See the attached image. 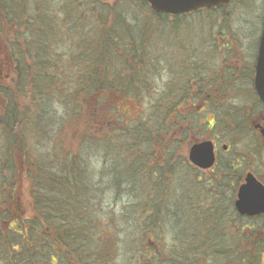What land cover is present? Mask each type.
Returning a JSON list of instances; mask_svg holds the SVG:
<instances>
[{
  "label": "rangeland",
  "instance_id": "374dc122",
  "mask_svg": "<svg viewBox=\"0 0 264 264\" xmlns=\"http://www.w3.org/2000/svg\"><path fill=\"white\" fill-rule=\"evenodd\" d=\"M37 3L44 4L43 12L37 9ZM148 9L144 7L141 0H17L16 19L19 25L25 21L26 26L15 28L11 35H14V42L18 44L21 51L27 47L25 42H30L31 45L35 36H38V33L35 34L30 30V24L33 25L32 18L35 16L33 10L37 11L38 15L43 13L47 22L45 27L49 28L51 19L53 22V28L47 30L48 43L45 40L49 55L47 58L50 62L46 60L45 67L51 77L45 80L47 82L52 80L57 90L50 105L54 124L47 130V135L38 139L34 138L33 132L30 134L28 132L27 153L40 155L47 153L48 159L63 153L62 159L66 162L72 161V156L79 155L81 167L86 169L89 180H93L94 191L88 195L91 199V212L94 210L92 217L97 218L99 223L111 230V234L107 236L96 233L93 235V248L96 249L101 244L99 241L101 238L104 239L105 244L109 245V249L103 252V255L109 256L104 264H144L143 258L140 260V255L134 251L136 247L140 248L142 245L143 249L153 248L158 255L164 251L165 255L159 257L157 264L166 263V257L174 261L177 258L181 259L182 256L186 258L188 264H227L228 258L215 255V245L204 246L213 234L208 233L207 236L200 232L207 226L209 229L210 224L215 225L216 232H213L217 236V241L219 240L216 246L221 245L220 248H226L228 245L223 252L230 254L231 252H228L230 246L236 243L233 240L234 225L227 224L223 215L217 210L210 211L209 206L223 201V197L219 199V192L214 187H207L201 175L193 170L194 168L187 161V152L194 140H208L211 133L223 132L228 136L224 138L223 143L230 146L236 157L246 160L245 167L255 163L261 171L260 175L264 178V143L255 137L247 136V133L235 134L241 138H234L231 131L223 128L222 125L219 129L217 125L210 132L208 124H203V120L212 122V118H207V114L204 113L197 114L201 99H204L202 96L199 97L200 100L196 106L188 112L183 111L184 107L181 105L175 106V101L180 99L179 91L181 88L185 91V86L191 88L187 92L189 96H195L205 90L222 91L226 95L229 88H236L235 91L249 89V85L244 80L236 81L238 76L235 77L234 74L238 75L242 69H248L251 64H254L251 53L261 34L264 0H234L226 7L192 13L187 17H179L177 20L168 16L164 18L153 16ZM118 11L120 14L117 13ZM109 28H117L118 31L113 35L115 45L111 42L116 47L114 53L123 54L122 47L130 39L136 46H140L137 43L140 39V44L145 40L148 45L145 49V62L141 64L140 69L135 66L132 71H124L123 66L118 64L112 68L114 71L112 82H115L114 78L125 75L123 83H126L130 79V74H135L138 78H133L136 82L132 83L136 90H133V94L121 91V96L126 98L125 101L122 98L116 100L108 96L105 107L101 106L100 100L96 101L91 97L83 105H79L78 96H69L70 90L76 91V77L84 73V64L81 63L84 57L79 42L82 38H86L88 41L94 39L98 43V39ZM3 42L4 39L0 35V45H3ZM14 42L11 44L14 45ZM176 45H180L181 53L174 52ZM230 45H233L231 49ZM4 47V50H0V86H3L6 91H15L16 85H24L29 77L21 75L22 78H19L18 72L20 68L23 69V65L18 67L13 65L6 44ZM226 47L234 52L228 51ZM185 48L194 51V55L187 57ZM241 50L243 52L240 53ZM36 58L39 57H34V60L28 59L27 65L32 66L34 63L32 61L39 63L40 60L37 61ZM187 61L195 64V70L198 68L193 72L197 75L195 79L190 77L185 79L182 76L185 72L181 66H186ZM125 78H128L126 82ZM112 84L116 86V83ZM124 87L122 86L123 90H125ZM26 91L17 92V97L22 104L30 103L31 94ZM171 91H175L174 95ZM243 91L239 99L227 102L225 109L231 115L222 113L219 122L226 123L225 120L232 119L235 114L248 115L250 111L248 105L251 101L253 102V97L250 93ZM192 98L187 96V99ZM194 98L197 99V97ZM3 102L0 100V114L3 110ZM82 106H84L83 109ZM243 110L245 113L242 115L240 112ZM180 113L182 115H179ZM260 113L261 110L258 111V114ZM145 118L147 123L144 127H156V130L152 129V137L154 136L152 141L139 138L136 132ZM111 120L112 127L107 130L111 136L108 139L112 145L114 140L118 141L119 145L115 146V151H110L109 154L107 153L108 156L103 158L102 146L107 142L103 139L101 141L100 136L105 133L100 129ZM113 127L116 130H113ZM123 129L126 133L119 134L123 132ZM85 132H89V137L96 144V148L100 147V154H102L100 158L98 153L86 149L87 141H79ZM1 135L0 131V156L3 142ZM169 141L176 146L172 149L170 147V154L174 155L172 160L165 162V151L170 146ZM98 142L100 146H97ZM76 151H78L77 154ZM21 160L19 158V161ZM112 165H117L118 169ZM124 169L132 171L136 169L135 172L139 174V176L135 174L139 177L137 180L141 182L143 180L148 184L145 186L147 195L151 192L153 194V191L157 192L158 186L163 189L160 193L163 201L150 203H156L158 207H162V213H164L159 231L150 230L148 233L154 238V245H150L148 240L143 243L135 240L146 227L141 220L134 224L131 215L136 211L142 212L147 205V197L138 193L140 185L137 183L127 185L126 179L123 178L128 174ZM16 172L18 174V170ZM24 175V173L18 174L17 179V181H23L22 186L16 185L15 181H12V185L0 184V213L7 210L9 206H16V208L24 206L25 218H32L34 211L27 195L26 179H22ZM116 175L121 176L123 183L119 192L115 191L112 185ZM150 186L155 189L150 190ZM4 190H19L16 205H10L9 202L1 200V197L7 199L10 196H5ZM13 195L17 196L14 192ZM150 198L155 199L154 195ZM224 199L229 200L228 196ZM2 204L6 206L3 208ZM134 204L137 206L135 207ZM53 213L58 220L62 221V213ZM81 219L82 217L76 216V221L81 222ZM186 220L188 222L185 223ZM13 223L0 220V233L8 229L16 230V225ZM187 223L189 224L186 226ZM27 227L31 229L29 222ZM184 230H187L186 236L191 237L193 232H196L195 234L199 237L190 238L193 239V243L183 244L179 241L178 235H181L182 231L185 232ZM188 232H190L189 235H187ZM213 237L211 239H214ZM11 238L14 241L16 237L11 236ZM18 239H20L19 236L15 244ZM21 243L23 241L19 244ZM7 245L6 243L0 245V264H25L23 259L26 256L31 255L33 258L32 252L22 249L21 245L18 250L22 254L26 251L25 258L18 257ZM65 252L63 251L59 257L47 260L43 250L37 248L32 264H78L74 256L63 255ZM240 259L234 258V261L239 264ZM150 261L153 262L152 259ZM248 263L263 264L257 253L248 256Z\"/></svg>",
  "mask_w": 264,
  "mask_h": 264
},
{
  "label": "trees",
  "instance_id": "16d2710c",
  "mask_svg": "<svg viewBox=\"0 0 264 264\" xmlns=\"http://www.w3.org/2000/svg\"><path fill=\"white\" fill-rule=\"evenodd\" d=\"M141 2L144 7H146L144 1L141 0ZM36 7L43 12L44 4L41 3L40 5L37 3ZM33 13L35 16L32 18V21L35 28H30V30L35 34L38 33V36H35L36 38L32 41L31 45L30 42H25L27 47L23 51H21L18 44L14 42V35H11V32H14L15 28H0V35H2L4 39L3 45H0V50H4V44H6L11 58L13 59V65H16V67L23 65V69L20 68L18 72V75H20L19 78H22L21 75L29 77L24 85L17 84L15 91H6L3 86H0V100L4 101L3 110L0 114V131L2 132L1 137H3V142L1 144L2 155L0 156V184L10 183L12 185V181H15L16 185L18 184L22 186L23 181H17V179L18 174L24 173L25 175L22 179H26L28 185L27 195L31 200L30 205L34 211L32 218H25L24 206H17V208L16 206H9L7 210L0 213V220L9 221L11 224L14 222L13 224L16 225V230L8 229L6 232L0 233V243L8 244L9 246H7L13 250H18L21 245L22 249L30 250L32 252L33 258L31 255H28L32 259H35L37 248H40L43 250L47 260L53 257H59L63 251H66L63 255L74 256L78 264H104L109 256L103 255V252H106L109 249V245L108 243L105 244V241H103L104 239L101 238L102 240H99L101 244L97 247L98 249L93 248V235L96 233L100 235L106 234L105 236H107L111 234V230L107 226L105 227L102 223H99L97 218L92 217L94 210L91 212V199L88 195L90 192L94 191L93 180H89L86 169L81 167L79 155L72 156V161L66 162L62 159L64 156L63 153L55 155L50 159L47 158V153H42L41 155L27 153L29 144H27L26 141L28 135L33 132L35 139L44 137L47 135V130L54 124V115L50 110V105L55 97L54 95H56L55 92L57 91L52 80L48 82L45 80L47 77H51L50 74L48 75V69L45 65L46 60L48 61L47 57H49L47 51L49 33L47 30L53 28V22L51 19L49 28H43L47 24L45 16L43 13L42 15H38L37 11L34 10ZM1 16H4V14L1 13ZM5 17L7 19H15L16 13L15 11H10L8 16ZM117 33V28H109L98 39V43L94 39L92 41H88L86 38L80 40L79 44L84 57V60L81 62L84 64V73L76 77V91L70 90L71 94L69 95L78 96L80 102L78 100L77 102L79 105H83L87 99L94 98L96 101L100 100L102 104L101 106L105 107L107 105L106 98L108 96L114 97L116 100L122 98V100L125 101L126 98L125 96H121L122 93L126 92L127 94H133V90H136L132 83L136 82V80L133 79L137 77L135 74H130V79L125 78V82L128 79L126 83H123L125 75L114 78L115 82H112L114 75L112 68L118 64L123 66L124 71H132L135 66L137 69H140L141 64L145 62V49L148 45L145 40L140 44V39L137 42L140 46H136L132 44V40L130 39L122 47L123 54L119 55L117 52L114 53L116 50V47L114 46L116 41H113V35ZM45 40H47V43ZM133 41L136 42V40ZM12 42L15 44H11ZM111 42H113L114 45L111 44ZM32 52L34 55L33 57ZM34 57H39L40 59H36L37 61L40 60V62L37 63L32 61L34 62L32 63V66L27 65L26 62L28 59L34 60ZM48 63L50 62L48 61ZM34 65H36V67ZM181 69H184V72L187 71L185 65L181 66ZM112 83H116V86ZM122 86H125V90L122 89ZM24 90H27L31 94V99H29L30 103L22 104L17 97V92L23 93ZM121 91L123 92L120 93ZM83 108L84 106H82V109ZM146 120L147 118H145L143 123L140 124L141 126L137 128L136 132L138 133L139 138L152 141L154 138V136L152 137V129L154 127H144L147 123L145 122ZM112 122V120L110 122L107 121L106 125L100 129L105 133V135L103 134L100 136L101 141L103 139L106 140L104 142H107V144L102 146V148H104L103 158L108 156L110 151H115V146L119 145L118 141L114 140L112 145L109 140L111 134H108L107 130L112 127ZM113 130H116V128L113 127ZM154 130H156V127ZM88 133L89 132H85L79 141H87V144L83 143L86 144V149L98 153L100 158L102 155L100 154V147L99 149L96 148V144L91 140ZM124 133H126L125 129L119 134L123 135ZM168 144L170 146L165 151V162L172 160V156L174 155L170 154V151L176 145L171 144L170 141ZM93 145L94 147L92 148ZM97 146H100L99 142L97 143ZM77 152L78 151H76V154ZM117 156L120 157L118 153ZM19 158L22 160L19 161ZM112 166L118 169L117 165ZM16 170H18V174ZM124 170L128 174V176L125 175L123 178L124 180L126 179V182L128 183L127 185L137 183L140 185V191L138 193L147 197V205L144 206L142 212L136 211L131 215L134 224L141 220L146 227L142 230L144 235L150 233V230H158L164 213H162V207H158L156 203H150L152 201H163V198L160 195L163 189L158 186L157 192L154 193L153 189H155V187L150 186V190L153 191V194L151 192V194L147 195L145 186L148 184L144 183L143 180L142 182L137 180L139 174L138 172H135L136 169L135 171L129 169ZM132 173H134V175H132ZM135 174L138 176H135ZM142 176L144 177L145 174ZM122 184L121 176L116 175L114 181H112L114 190L119 192V188L122 187ZM12 191L17 196L14 197ZM12 191L4 190V195L10 196L7 199L1 197V200L6 203L9 202L10 205H16L19 198V190ZM11 192L12 194H9ZM1 194L3 193L1 192ZM151 195H154L155 199H151ZM5 206L6 205H3V208ZM134 206L136 207L137 205L134 204ZM53 212L62 213V221L58 220V217L55 216ZM78 213H81L82 215H79ZM76 216L82 217L81 222L76 221ZM187 218L189 220L188 216ZM188 220H186L185 223L188 222ZM28 222L31 225V229L27 227ZM185 223L183 224L184 227ZM188 224L189 223H187L186 226ZM214 226L215 225L210 224L209 229L207 226L205 230L200 232V234H207L208 236L209 233L214 236L216 232ZM184 231L185 232H181V235H178L179 241L183 244L193 243V239L190 238L199 237L195 234L196 232H193V236L191 237L186 236L185 233L187 230ZM189 233L190 232H188L187 235H189ZM11 236L16 237L15 240L17 239V236H19V242L17 241L15 244V240L13 241ZM211 237L205 242L204 246L215 245V249H223V247L220 248L221 245L216 246L219 240L217 241L216 237L211 239ZM21 241H23V243L19 244ZM15 253L18 257L24 256L25 258L26 251L23 254L17 251ZM217 254L221 255V257L228 258L226 261L227 264H238L234 261L232 255L219 254V252L216 251L215 255ZM163 255H165L164 251L160 252L159 255L157 253L151 254L153 263L150 261L149 256L145 255V258L147 259L145 264H157L159 257ZM88 259L90 260L87 261ZM24 262H27L26 259ZM165 262L166 263L162 264H188L184 256H182L181 259L177 258L174 261L169 257H166ZM240 264H242V262Z\"/></svg>",
  "mask_w": 264,
  "mask_h": 264
},
{
  "label": "flooded vegetation",
  "instance_id": "af4514ba",
  "mask_svg": "<svg viewBox=\"0 0 264 264\" xmlns=\"http://www.w3.org/2000/svg\"><path fill=\"white\" fill-rule=\"evenodd\" d=\"M16 6L17 0H0V28H24V26H26L25 21L23 24L19 25L16 17L15 19H7L5 17L8 16L10 11H15ZM1 13H3L4 16H1ZM32 26L34 25L31 23L30 28H33ZM232 47L233 45H230V49ZM226 48L228 49L229 47ZM185 49L187 57L194 55V51L187 48ZM230 49H228V51L234 52ZM258 49L259 41L254 47L253 52H250L252 55L251 60H254V64H251V67L248 69H242L241 73L238 75L234 74L235 77L238 76L236 81L244 80L249 85V91H244L250 93L253 97V102L251 101L248 105L250 111H248L247 116H237V114H235V117L232 119L225 120L226 123L222 121L219 122V118L222 113L226 112L227 116L231 115H229L228 110L225 109L227 102L230 103L231 101H235L236 99L240 98L239 95H243V90L238 89L235 91L236 88H229L226 95L225 92L222 91L214 92L212 90H205L199 94H196L195 96H189L187 92L190 91L191 88L185 86V91L182 88L180 89L179 93L181 94V97H178L180 99L175 101V106L181 105L184 107L183 111L188 112L190 109L196 106L200 100L199 97L202 96L204 99H201L200 109H198L197 114L200 115L201 113H204L207 114V118H212V122L203 120V124H208V129L210 132L213 131L217 125L218 129L220 128V125H222L223 128L231 131V134L234 135V138H241L235 136V134L247 133V136L250 135L252 138L255 137L260 140L261 143H264V104L258 99L253 85ZM174 52H182L180 45L175 46ZM241 52L243 51L241 50L240 53ZM186 70L190 71V73H187L186 71L184 74H182L185 79L188 77L195 79L197 77V75L193 73L196 71L195 64L187 61ZM174 92L175 91H171L173 95ZM187 96L188 98H193L187 99ZM194 97H197V99ZM260 110L261 113L258 114V111ZM240 113L243 115L245 110L241 111ZM179 115L182 114L180 113ZM184 120L187 119L184 118ZM224 135L225 134L223 132L217 131V133H211V135L208 137V140H194L191 146L200 142L211 143L214 154V163L212 167L208 169H200L193 165L191 166L194 168L193 170L197 174L201 175L203 181L207 183V187H214L219 192V199L221 196L223 197V201L213 203L212 206H209V208L211 212L217 210L218 213H221L223 218H225L224 221H226L227 224L232 226L234 225L233 228L235 233L233 234V240L236 243L231 245L233 249L230 247L228 252H232V255L236 256L238 259L241 258L242 263H245L248 256L250 257L254 254L256 255L257 253V256H259L261 262L264 264V212L251 216L249 214H241L236 208L238 190L242 185L245 184L246 177L249 175L253 176L254 179L262 186H264V178L260 175L259 172L261 171L258 166L255 165V163H250L247 167H245L246 160L241 157H236V154L232 153L230 146L223 143L224 138H228L227 135H225L226 137ZM198 181L200 182V180ZM226 196H228L229 200L224 199ZM149 237L151 238V235ZM214 237L217 236L214 235ZM149 244L154 245V243ZM142 252L149 254L150 250H142ZM27 262L29 264L31 262V258H29Z\"/></svg>",
  "mask_w": 264,
  "mask_h": 264
},
{
  "label": "water",
  "instance_id": "95a60500",
  "mask_svg": "<svg viewBox=\"0 0 264 264\" xmlns=\"http://www.w3.org/2000/svg\"><path fill=\"white\" fill-rule=\"evenodd\" d=\"M231 0H146L156 13L171 15L186 14L202 8H215L227 5ZM254 89L264 103V23L255 68ZM189 161L200 169H208L214 163L211 143L202 142L189 149ZM236 208L241 214L251 216L264 212V187L253 176L246 177L245 184L238 191Z\"/></svg>",
  "mask_w": 264,
  "mask_h": 264
}]
</instances>
